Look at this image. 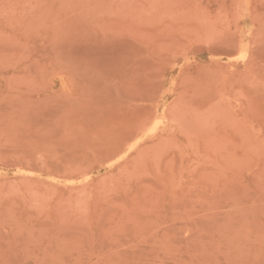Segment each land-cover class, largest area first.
<instances>
[{
    "label": "rangeland",
    "instance_id": "rangeland-1",
    "mask_svg": "<svg viewBox=\"0 0 264 264\" xmlns=\"http://www.w3.org/2000/svg\"><path fill=\"white\" fill-rule=\"evenodd\" d=\"M0 264H264V0H0Z\"/></svg>",
    "mask_w": 264,
    "mask_h": 264
},
{
    "label": "bare ground",
    "instance_id": "bare-ground-1",
    "mask_svg": "<svg viewBox=\"0 0 264 264\" xmlns=\"http://www.w3.org/2000/svg\"><path fill=\"white\" fill-rule=\"evenodd\" d=\"M245 54H246V53H245ZM245 54H244V55H245ZM159 123H160V122H159ZM155 124H156V123H155ZM155 124H154V125H155ZM154 125H153V126H154ZM158 125H159V124H158ZM153 126H152V127H153ZM149 130H150V129H149ZM151 130H153V129H151ZM133 141H134V140H133ZM135 143H137V142H135ZM129 144H130V143H129ZM134 145H136V144H134ZM134 145L132 144V146H134ZM127 146H128V145H127ZM132 146H131V147H132ZM134 148H135V147H134ZM129 149H130V147H129ZM127 153H129V152H127ZM124 155H125V154H124ZM122 156H123V155H122ZM123 157H124V156H123Z\"/></svg>",
    "mask_w": 264,
    "mask_h": 264
}]
</instances>
